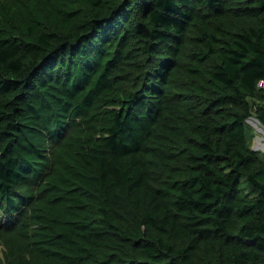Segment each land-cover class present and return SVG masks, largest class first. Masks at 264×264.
<instances>
[{
    "label": "trees",
    "instance_id": "trees-1",
    "mask_svg": "<svg viewBox=\"0 0 264 264\" xmlns=\"http://www.w3.org/2000/svg\"><path fill=\"white\" fill-rule=\"evenodd\" d=\"M252 117L264 0H0V264H264Z\"/></svg>",
    "mask_w": 264,
    "mask_h": 264
},
{
    "label": "rangeland",
    "instance_id": "rangeland-1",
    "mask_svg": "<svg viewBox=\"0 0 264 264\" xmlns=\"http://www.w3.org/2000/svg\"><path fill=\"white\" fill-rule=\"evenodd\" d=\"M249 123L252 125L255 132L253 148L259 150L261 154H264V126L256 117L250 118Z\"/></svg>",
    "mask_w": 264,
    "mask_h": 264
},
{
    "label": "built area",
    "instance_id": "built-area-1",
    "mask_svg": "<svg viewBox=\"0 0 264 264\" xmlns=\"http://www.w3.org/2000/svg\"><path fill=\"white\" fill-rule=\"evenodd\" d=\"M261 84H263V82Z\"/></svg>",
    "mask_w": 264,
    "mask_h": 264
}]
</instances>
